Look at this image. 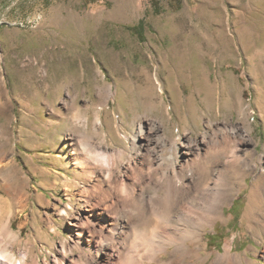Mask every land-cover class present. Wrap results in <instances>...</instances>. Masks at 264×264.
Here are the masks:
<instances>
[{"label":"rangeland","instance_id":"rangeland-1","mask_svg":"<svg viewBox=\"0 0 264 264\" xmlns=\"http://www.w3.org/2000/svg\"><path fill=\"white\" fill-rule=\"evenodd\" d=\"M100 84L112 86L108 102ZM98 110L103 144L125 161L142 121L158 126L152 148L167 157L174 140L237 133L212 161L236 145L256 155L245 180L230 176L200 264L227 245L264 264L253 219H264V0H0V264H63L85 182L79 143ZM202 152L208 161V144Z\"/></svg>","mask_w":264,"mask_h":264},{"label":"bare ground","instance_id":"bare-ground-1","mask_svg":"<svg viewBox=\"0 0 264 264\" xmlns=\"http://www.w3.org/2000/svg\"><path fill=\"white\" fill-rule=\"evenodd\" d=\"M97 88L103 103L108 102L114 93L112 86L100 84ZM102 124L98 110L94 134L83 133L79 143L88 152L83 161L76 162L77 174L85 182L78 190L81 206L70 217L71 242L65 241L61 247L63 264H200L206 258L205 231L224 217V206L233 190L230 178L245 180L242 169L251 168L256 152L251 150L250 156L236 145L229 161L220 166L212 161L226 157V149L238 142L234 128L232 135L225 130L222 136L208 134L201 141L174 140L173 153L167 157L152 148V133L158 126L142 121L125 161V149L103 144ZM242 137L246 142L244 134ZM204 144H208V161H197L203 157ZM153 151V160L146 161V155ZM204 172H211V176L202 183L200 174ZM258 189L264 194L263 180ZM253 219L264 227L260 215ZM75 249L78 257L71 253ZM168 253L172 255L166 258ZM245 262L257 264L227 245L212 264Z\"/></svg>","mask_w":264,"mask_h":264}]
</instances>
